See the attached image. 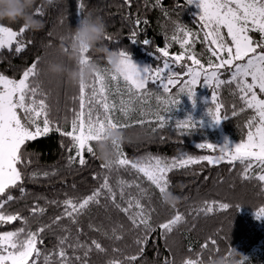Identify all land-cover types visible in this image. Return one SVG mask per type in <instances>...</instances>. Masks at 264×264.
Masks as SVG:
<instances>
[{
	"label": "trees",
	"instance_id": "16d2710c",
	"mask_svg": "<svg viewBox=\"0 0 264 264\" xmlns=\"http://www.w3.org/2000/svg\"><path fill=\"white\" fill-rule=\"evenodd\" d=\"M37 8L42 15L35 14ZM31 14L43 22V29L39 32L26 30L23 34L26 47L20 54L15 52V44L11 49L0 50V74L18 81L23 71L36 62L44 93V96L38 98L46 96L51 118L59 121L65 128L69 127L65 118L70 122L73 113L80 108L79 85L68 82L63 75L49 74L46 66L50 61L74 66L70 60L58 54V48L64 42V37L86 14L104 21L106 33L112 36L111 41L104 39V44L112 49H126L131 59L143 60L157 55L155 50L166 44L170 54L182 52L179 43L171 39L175 30L174 21H179L194 33H199V39L192 49L202 63L206 64L210 56L203 42L202 25L186 0H131L130 7L124 0H54L51 5H43L37 0ZM137 19L141 21L139 26L134 23ZM145 20L146 24L143 23ZM4 26L18 31L22 22ZM133 30L137 31L136 44H132L130 39ZM250 35L254 40H260L259 33L252 32ZM145 39L149 40L148 45L142 43ZM98 63L101 72L107 75L112 73L103 60L98 59ZM221 78L227 80L229 74L226 73ZM94 79L93 76L86 84ZM150 86L154 85H148V88ZM114 88L119 95L121 90H117L116 84ZM234 91V85H223L218 89L219 99L225 105L222 112L228 115V119L222 120L221 131L229 139L241 142L246 139L245 125L253 112L247 108L243 112L239 110L242 103L238 95H234ZM233 104L236 105V116H232ZM129 116L126 118L119 113L118 124L129 125L121 129L124 142L119 147L124 157L131 161H140L148 156L171 160L182 153L191 156L208 154L195 146L200 141L199 136L204 134L201 129L187 131L178 129L172 123H165L161 128L159 122L148 115L147 119H142L143 124L139 123L143 117L139 112L134 111ZM69 144V139L60 136L56 131L26 143L23 151L27 166H18L24 178L21 184L8 190L15 199L8 202L4 210L8 213H19L21 217L27 218L28 224L25 225L21 220L0 224V233L22 227L35 231L41 225L52 224L53 219L64 212L65 199L90 195L103 182L104 176L108 175L114 187L118 181L126 182L124 200L120 199L117 189V202L123 207H127L124 201L138 195L135 184H140L147 190L151 200L144 197L141 202L152 209L151 223L156 230L148 235L146 243L137 245L135 241L141 235L140 230L133 228L128 216L115 208L110 200L101 197L99 205H90L78 217V225L72 224L66 217L59 222L61 226L70 229L72 237L77 235L79 227L82 230L79 234L82 243L90 245L93 239L101 243L105 251L101 253L93 250L87 257L89 264L124 261L126 256L137 255L141 247L143 252L133 264H185L186 260H201L202 264H209L217 256H226L232 248L247 258L245 264H264V230L250 215L259 207H264V182L256 179V172H250V178L246 180L243 178V165L239 162L234 166L224 162L212 166L206 161L174 170L169 175V190L180 195L182 199L177 207L170 208L162 204L158 190L130 166L114 168L111 173L103 168L104 162L98 159L95 141L91 142L95 155L85 151L86 164L80 166L77 158V162L70 166ZM115 159L116 154L113 160ZM34 171L39 173L36 178H32ZM44 172H49V175L44 176ZM53 172L56 174L52 175ZM94 176L97 178L94 179ZM127 184L132 186L127 187ZM21 187L24 188L23 194L20 192ZM50 201L60 203L50 204ZM212 201L228 203L230 208H215L211 213L201 210L205 202ZM237 205L241 206L240 209ZM34 206L44 208V213L31 212L30 209ZM176 212L182 215V222L171 233L164 234V230L158 228L159 223L166 222ZM116 226H119L116 232L121 237L119 240L112 233ZM65 234L60 227L52 224V229L42 234L43 244L38 247L42 253L52 252L56 248L57 237ZM213 240L215 244L212 243ZM76 254L82 256L83 252ZM68 255H73L71 248L68 249ZM39 264H43V257Z\"/></svg>",
	"mask_w": 264,
	"mask_h": 264
},
{
	"label": "snow or ice",
	"instance_id": "6c2138e0",
	"mask_svg": "<svg viewBox=\"0 0 264 264\" xmlns=\"http://www.w3.org/2000/svg\"><path fill=\"white\" fill-rule=\"evenodd\" d=\"M124 3L131 6V0H124ZM187 3L195 4L199 8L198 17L202 25L203 42L210 53L207 63H202L192 49L199 39V33L192 32L179 21H174L175 30L171 39L178 42L183 51L172 55L167 44L157 48L155 51L159 53V56L156 58L157 60L162 58V65L141 70L132 62L126 49H119L122 61L117 73H111L106 77L104 72L99 71L94 75L95 79L91 83L79 84L80 108L73 113L70 122L65 118V123L69 124L68 128L51 118L46 96L38 98L44 96V93L40 85V70L36 62L23 71L18 81L0 74V197H4L0 199V224L12 223L16 220H21L25 225L28 224L27 218L21 217L19 213H8L4 210L5 205L15 199L8 190L17 187L23 181V173L18 166H27L23 151L27 142L56 131L70 141L69 165L77 162L78 158L79 165L84 166L85 151L95 155L91 142L97 143L103 139L106 128L121 130L129 126L118 124L113 119L117 105L109 102L108 79L116 82L117 90H119L121 79L126 86L128 99H121L119 105L120 112L126 118L134 110L136 101L143 102L146 97L152 95H156L158 100L167 105L164 111L169 113L179 103L181 94L188 96L191 100L195 88L201 83L214 89L210 102L213 106L208 109V115L214 123L219 124L221 120L228 119L227 113L222 112L225 105L215 91L223 85L235 86L234 95H238L242 103L239 109L241 112L245 108L253 112L245 125L246 139L235 145L232 150L228 149L227 143L219 148L208 143L198 145L201 149L207 148L213 152L219 149L218 156H191L182 153L171 160L160 156H148L141 158L140 161H131L124 157L119 146L113 145L112 150L116 154V159L102 165L109 173L114 168L130 166L137 173L142 174L158 190L160 196L171 186L169 179L171 172L204 161L212 166L221 162L234 166L239 162L243 165L244 179L250 178V172L258 171L256 179L264 182V97L258 96L257 93L258 90L260 94H264V0H187ZM82 8L83 4H81ZM35 14L43 13L37 8ZM134 23L139 26L141 21L137 19ZM143 23L146 24L147 21ZM224 30H226L227 38ZM25 32L26 29L23 26L16 31L0 24V50L11 49L15 44V52L22 53L26 47L23 40ZM252 32L260 33L259 41L252 38L250 35ZM136 36L137 31L133 30L130 34L132 44L137 43ZM105 39L111 41L112 36L106 33ZM142 43L148 45L149 40L145 39ZM87 59L88 57L85 56L82 63L87 62ZM185 60L191 63H182ZM177 67H182L184 71H176ZM225 72L229 74L227 80L221 78ZM149 83L156 85L155 93L148 88ZM178 85L179 91L174 96L171 95V89ZM88 88L91 89L90 93L86 92ZM97 105L102 109L103 115L97 109ZM20 113L23 115L21 116ZM143 115L145 113L141 111V116ZM236 115V105L233 104L232 116ZM153 116L161 128L168 122L165 115L159 111L153 113ZM139 123L143 124L144 121L141 120ZM176 127L190 130L194 125L191 118H188L177 121ZM73 152L74 154H71ZM38 175L39 173L34 171L32 178ZM43 175L48 176L49 172H44ZM125 185L126 182L121 180L114 187L110 183L109 176L105 175L103 182L90 195L65 199L64 212L56 216L52 224L60 227L66 234L57 237V245L52 252L42 253L38 247L43 244L42 234L51 230L52 224L41 225L35 231L22 227L0 233V264H39L41 257H43V264H89L87 257L93 250L101 253L105 251L101 243L95 239L90 245L82 243L79 240V234L82 231L79 227H77V235L72 237L70 229L61 226L59 222L66 217L72 224L78 225V217L84 214L90 205H99L101 197L110 200L115 208L128 216L133 228L140 230L141 235L137 237L136 244L146 243L148 235L156 228L151 223L152 209L142 204L141 199L147 197L151 200V196L140 184H135L138 195L124 201L127 207H123L117 202V189L120 199L124 200ZM131 186L127 184V187ZM20 192L24 193L23 187L20 188ZM49 203L59 204L60 202L50 201ZM237 207L240 209L241 206L237 205ZM215 208L228 210L230 205L225 202H205L201 210L211 213ZM30 211L42 214L45 209L34 206ZM255 218L258 220L264 218V207L258 208ZM182 220V215L176 212L166 222L159 223L158 228L164 230V234L171 233ZM118 228L119 226H116L112 229L116 240L121 238L120 235H116ZM212 243L215 244V241L213 240ZM204 247L206 248L207 244ZM69 248L73 252L71 257L68 255ZM77 252H83V255H78ZM142 252L141 247L137 255L126 256L124 261H109V264H133ZM185 264H202V261L186 260Z\"/></svg>",
	"mask_w": 264,
	"mask_h": 264
},
{
	"label": "clouds",
	"instance_id": "9594fccd",
	"mask_svg": "<svg viewBox=\"0 0 264 264\" xmlns=\"http://www.w3.org/2000/svg\"><path fill=\"white\" fill-rule=\"evenodd\" d=\"M37 0H0V24L13 25L22 22V26L29 31L39 32L44 24L31 14V9ZM43 5H51L54 0H40ZM107 32L104 21L91 14H86L79 20L77 26L71 29L64 37V42L58 48V54L72 62L69 67L63 62L50 61L46 71L52 75H63L65 79L79 85L86 83L100 71L99 60H103L112 73H117L121 68L122 57L119 50L109 48L104 44ZM91 53L92 55H88ZM85 56L87 62L82 63ZM95 57V58H93ZM124 142L122 130L106 128L103 139L96 143L98 159L107 163L114 159L115 153L112 146H120ZM162 204L175 208L181 203V196L167 190L160 196ZM246 257L233 249L226 255L217 256L209 264H245Z\"/></svg>",
	"mask_w": 264,
	"mask_h": 264
},
{
	"label": "rangeland",
	"instance_id": "374dc122",
	"mask_svg": "<svg viewBox=\"0 0 264 264\" xmlns=\"http://www.w3.org/2000/svg\"><path fill=\"white\" fill-rule=\"evenodd\" d=\"M190 6L193 8L195 15L198 17L199 8L195 4L190 5ZM224 35L227 38L226 30H224ZM228 42L230 43V40ZM181 51H183V49ZM156 56H159V53L157 55H153V56L151 55L149 56V58H146L143 60L132 59V62L137 66L138 69H141V70L146 67L154 68L156 66H161L162 58L161 60H157ZM182 63H188V61L185 60ZM176 71L183 72L184 69L182 67H177ZM226 73L227 72H225L224 75H226ZM105 76L108 77L106 73H105ZM120 81H119V89L121 90L120 91L121 93H119L118 95L114 88V84H116L115 81L113 82L111 79L107 80V83L110 86L109 91H108L109 102L117 105V108L113 113V119L117 123H118L119 113H121L119 110L120 101L121 99H124V100L128 99V93L125 91L126 86L125 84L122 83L123 82L122 79ZM149 85H153V84L149 83ZM179 87L180 86L178 85L177 87L172 88L171 95L174 96L179 91ZM149 89H151L155 93L156 85H154L153 87L150 86ZM90 91H91L90 88L86 89V92L90 93ZM213 91H214L213 88L206 87L203 85V83H201L195 88L194 96L192 97L191 100H189L188 96L181 94L179 97V103L176 105V107H173V109L169 113L164 111L167 105H164L161 102V100H158L156 95H152L150 97H146L143 102L136 101L134 105V110L131 111L129 114L135 111L137 113L139 112V114L141 115V111H144L145 115L141 117V120L147 119V115H148L150 116L152 120L156 121L153 116V113L159 111L165 115L166 119H168L167 123H172L175 126H176L177 121H183L185 119L191 118V122L193 123L194 127L190 130L192 131L195 129H201L204 132L203 135L199 136L200 141L198 142V144H195V146L198 147V145L200 144L208 143V144H211L219 148V147H223L225 143H227L228 149L232 150L235 147V145H237L240 142L231 140L223 134V132L221 131L222 120L219 124H216L212 121L211 117L208 115V109L211 106H213L210 103ZM215 91L218 92V89H216ZM257 93H258V96L264 97V94H260L258 90H257ZM163 95H168V94H163ZM97 109L100 110L101 115H103L102 109H100L99 105H97ZM20 114L21 116L23 115V113H20ZM128 119H130V116L128 117ZM184 130H187V129H184ZM203 150L206 151V153H208L207 155H212V156L220 155L219 149H217L214 152L207 148H203ZM254 172H256L257 175L259 174L258 171H254ZM255 213L256 211L251 213L250 215L256 220V222L264 230V218H261L259 220L256 219Z\"/></svg>",
	"mask_w": 264,
	"mask_h": 264
}]
</instances>
